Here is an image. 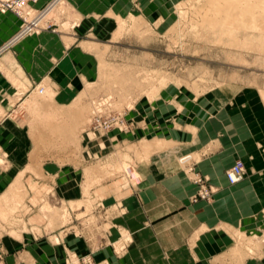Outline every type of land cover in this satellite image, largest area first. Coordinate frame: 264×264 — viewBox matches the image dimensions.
<instances>
[{
    "label": "rangeland",
    "instance_id": "1",
    "mask_svg": "<svg viewBox=\"0 0 264 264\" xmlns=\"http://www.w3.org/2000/svg\"><path fill=\"white\" fill-rule=\"evenodd\" d=\"M9 1L5 12L0 6V31L11 36L7 17L21 21L17 34L42 13L37 26L19 33L25 35L21 40L47 39L53 42L49 51L88 41L92 60L85 65L93 72L73 102L60 108L52 99V81H32L33 94L17 111L33 141L21 169L14 170L11 145L0 138V264H12L13 248L28 237L32 242L52 237L56 245L70 234L81 237L86 250L66 249L63 264H107L98 252L110 247L122 256L134 243L119 226L128 214L125 199L138 193L142 180L141 156L134 158L133 146L119 136L134 130L132 111L142 102V107L173 99L210 104L216 94L224 102L237 94L240 102L258 105L264 118L262 22L252 29L211 21L220 15L214 5L220 0ZM2 67L0 61L6 70ZM8 83L28 88L18 80ZM6 114L0 105V121ZM107 136L114 142L110 152H84L86 141ZM79 162L77 179L84 190L74 199L63 198L60 176L45 167ZM184 171L193 177L187 166ZM263 231L254 235L259 245Z\"/></svg>",
    "mask_w": 264,
    "mask_h": 264
},
{
    "label": "crops",
    "instance_id": "2",
    "mask_svg": "<svg viewBox=\"0 0 264 264\" xmlns=\"http://www.w3.org/2000/svg\"><path fill=\"white\" fill-rule=\"evenodd\" d=\"M20 22L16 16L7 17L4 23L12 34L0 31L6 37H0V53L4 52L0 61L6 69H0V105L7 113L0 121V138L11 145L14 170L22 168L21 159L33 142L17 115L23 99L33 94L32 81H52V99L60 108L73 102L93 72L85 65L92 60L85 49L88 41L49 51L53 42L48 44L47 39L21 40L25 35L16 34ZM12 80L28 88L9 84ZM142 106L139 103L131 113L134 130L119 135L124 144L133 146L134 158L141 156L138 193L125 199L128 214L119 220L134 243L122 256L110 247L97 254L107 264H264V243L259 245L254 236L264 229V118L258 105L240 102L237 94L224 102L216 94L210 104L173 99ZM86 144L84 152L103 148L108 153L114 142L107 136ZM186 155H191L188 163L194 170L216 188L211 201L193 200L198 186L184 171L188 163L180 159ZM239 159L244 161L245 177L231 184L226 171ZM45 168L60 176L63 198L74 199L84 190L77 179L80 162ZM244 237L253 242L242 243ZM51 238L32 242L28 237L13 248L11 263L63 264L66 249L86 250L75 234L56 245Z\"/></svg>",
    "mask_w": 264,
    "mask_h": 264
},
{
    "label": "bare ground",
    "instance_id": "3",
    "mask_svg": "<svg viewBox=\"0 0 264 264\" xmlns=\"http://www.w3.org/2000/svg\"><path fill=\"white\" fill-rule=\"evenodd\" d=\"M220 1L222 2L220 3V5L217 4L218 5L217 6L216 4H214L216 6L215 8L218 9L216 13L220 15L217 17V15L215 14L216 15L215 16L213 13L214 16H212V18L211 16L207 15L209 16V18H211V21L212 20L216 21L218 24H221V26L222 25L238 26L242 24L244 26L252 27V29L260 26L259 24L262 22L263 25L261 24V27L264 30V0H220ZM214 5L212 4V6ZM215 10H213L212 7L211 12ZM41 14H39V16ZM259 21L261 22L258 24ZM38 24H39V19H38Z\"/></svg>",
    "mask_w": 264,
    "mask_h": 264
},
{
    "label": "built area",
    "instance_id": "4",
    "mask_svg": "<svg viewBox=\"0 0 264 264\" xmlns=\"http://www.w3.org/2000/svg\"><path fill=\"white\" fill-rule=\"evenodd\" d=\"M2 3H0L1 10L5 12L11 5L9 0H0ZM6 2V3H4ZM38 16L30 21L25 27H23L20 32L22 34H26L29 31L33 29L34 26L38 25ZM21 34V35H22ZM20 35V34H19ZM1 51V50H0ZM40 93L44 92V89L41 88L39 90ZM191 155H186L181 158V161L187 162L191 159ZM189 172L194 173L193 177L191 178L193 182L198 186V190L195 193L193 200L198 201V200H204V201H211L213 194L216 191V188L209 182L208 177H205L201 175L199 172L194 170V165L188 163L187 165ZM245 164L244 161L239 159L235 162V164L227 169L226 171V176L231 184H235L240 182L241 180L244 179L245 177ZM261 236L263 237L264 241V231L262 232Z\"/></svg>",
    "mask_w": 264,
    "mask_h": 264
}]
</instances>
